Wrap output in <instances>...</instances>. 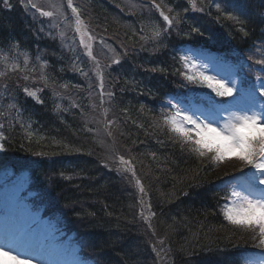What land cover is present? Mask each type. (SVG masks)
Masks as SVG:
<instances>
[{"label":"trees","instance_id":"16d2710c","mask_svg":"<svg viewBox=\"0 0 264 264\" xmlns=\"http://www.w3.org/2000/svg\"><path fill=\"white\" fill-rule=\"evenodd\" d=\"M8 3L11 7L0 0V49L18 44L42 70L29 83L42 103L18 88L3 90L0 77L5 137L0 143L12 159L6 170L30 173L32 211L53 228L73 225L83 243L80 253L91 255L94 264H243L253 246L226 225L221 211L226 182L208 159L182 146L163 116L170 113L172 98L197 94L198 100L201 92L194 86L187 91L181 54L199 49L231 61L264 45V0H195L196 8L189 0H155L166 14H179L180 22L166 32L158 15L140 14L137 5L129 9L127 0H81L85 22L89 17L104 36L122 38L120 63L107 67L109 95L103 98L121 124L120 140L145 188L142 199L152 211L156 244L136 225L133 190L112 166L101 163L97 133L87 130L85 87L90 74L96 79L88 73L85 56L72 50L71 42L67 46L38 30L17 0ZM156 25L162 30L159 40L151 39ZM59 97L70 110L55 108ZM129 172L122 173L128 178ZM159 246L165 251L161 261L156 259Z\"/></svg>","mask_w":264,"mask_h":264},{"label":"rangeland","instance_id":"374dc122","mask_svg":"<svg viewBox=\"0 0 264 264\" xmlns=\"http://www.w3.org/2000/svg\"><path fill=\"white\" fill-rule=\"evenodd\" d=\"M17 2L22 6L25 13H27L31 23L34 24L35 27L38 28V30H43L46 33L45 35L51 38H55L60 37L59 34L61 32H64L65 35L63 41H65V44L69 46V42H71L70 48L78 52L80 56H85L87 65L91 66L90 72L88 73H92V77L96 79V81L92 80L90 74V78L87 81V86L85 87V95H87V98L89 99L88 113L85 115L86 122L89 123H85L87 126V130L89 128L90 133H97L100 149L99 157L101 163L106 166H112V170L116 171L121 183L129 189L133 190L136 197L138 213L136 218V225L139 227V229H142L144 227L145 233H143L146 236L148 235V237H150L152 241L156 244L157 231L154 227L155 224L153 221V215L148 200L142 199L143 193H141L139 186H137V178L136 176L132 175V171H130L132 176L129 174L128 176L130 177L128 178L127 176L125 177L122 173L129 171H123L126 166L120 163L119 156H123L125 160H128L129 153L124 148L122 140H120V135L122 133L121 124L116 119L113 107L110 108V103L108 102V99L103 98L109 95V93L105 90L104 86L105 77L107 76V67L111 66L115 59H119L122 56L121 51L118 52V45L122 44V38L120 39L116 36H104L103 32L95 27L96 24L93 25L92 22L94 21H92V19H90L89 17H86L87 21L84 22L88 25V32L94 39L88 41L86 38L85 42L91 43L92 45V54L96 58L95 60H93L87 55V50L83 45L80 44L79 34L75 32V16L73 15L71 8L68 7V0H33V2L37 3L40 7H42L44 11H52L55 14L53 17L40 16V14L35 11V9H32L30 7V5L28 4V0H17ZM80 3L81 0H72L73 6H76L79 9L81 8ZM136 5L140 8V14L147 10L150 13L152 12V14L154 15H158L161 20V24L163 25V18L160 16L159 10L154 7L153 2H150L149 0H127V8L130 9L131 7H136ZM117 20L119 21L120 19ZM163 26L165 27V25ZM114 37H116V39ZM12 53L15 54V59H10L6 64L0 65V72L6 73L5 76L1 77L4 82L3 84L7 85L6 91L8 92L9 89L13 88H18L19 90L28 88L29 90H31V88L29 87V83H31V81H33L35 77L39 74L38 72H42V70L37 69L33 64L32 60L28 58V56H21L16 52ZM185 55L194 58L198 63L206 64L208 66L205 69L207 74H219L220 76H226L229 79L236 81L238 87L241 90L250 89L253 85L258 86L259 83L264 82L258 81L256 79L257 76L264 77V65L257 64L255 62L257 60L264 59V45H257L250 53H248L247 55L245 54L246 56L244 55L241 56L242 58H238L236 62L235 58H232L231 61H227L229 62V67L226 65V61L219 62L217 61L220 60L219 58L209 54L208 52L196 50V52L190 51L188 53L180 55L179 61L182 67V72L186 71L183 65V61L181 60V57ZM249 57H252V59H249L248 61L247 59ZM26 58L28 61L27 64H25ZM223 60L228 59L224 58ZM96 61H99V64H97ZM35 63L40 68L41 65L38 59L37 61H35ZM14 64L18 65V68L16 70H12V65ZM25 77H27V79H25ZM181 77L185 79L183 75ZM186 81L188 83L187 91H189V93L193 92V89L190 86H194L195 88L201 91L198 94V98L203 99L202 104H204H196L191 99H187L186 102L174 101L173 104L179 102L181 107L195 108L198 109L199 112H206L208 108L205 107V104H207L206 100L209 95L216 99L215 94L211 93V90L206 87L190 83L188 80ZM101 83L103 84V87H101ZM4 89L5 88H3V90ZM186 97L193 99V97L190 95H187ZM218 98L220 100V97ZM225 99V103H232L236 101V103L232 104V110L245 106V104L241 101V96L239 93H237L234 97H228ZM55 101L56 109L60 110L63 108V110H70V106L68 105V103L63 104L62 98L59 97ZM261 103H264V97H259V95H257V110L260 109ZM226 114L227 113H224L223 115ZM110 121L112 123H109ZM94 127L96 128L95 131L93 130ZM109 131H111L112 133L111 136L108 135ZM202 158L208 159L211 162L209 156ZM11 160L12 159L10 154L5 149L3 151H0V172L3 171L0 173V228L2 229V232L5 231V233L9 235L12 233L13 226L25 224L24 230L20 229L19 231L18 228L16 229L18 233H22V235L24 236V238H22V236H19L22 238V241H24V239H28L30 240V242H32L33 240L38 239V236H40V241L45 242L46 239L55 237L54 235H52L54 234V232H51L50 234L45 233V231L40 227L37 233H35L37 234L35 236L34 232L31 231V226L33 222L28 221V217H26V215L28 214L27 200L29 199L30 194H23L22 191V188L27 182L28 174L22 173L18 176H11L10 173L6 172V162ZM212 165L214 166V168H216V170L220 171L219 175L221 179L225 178V180L229 182L228 186L226 187L227 197L229 198L230 188L233 185H237V179L242 176V173L239 171V169L244 166L241 164V162L235 159L226 160L225 162L218 165L212 163ZM130 167L134 171L133 164L131 162ZM249 171V168H244V172ZM140 183L142 185V182ZM257 189H264V185H257ZM227 200L228 202L226 203H230V200ZM32 220L39 221L36 217ZM225 222L226 225H228V228L233 231L232 234L236 235L238 238L240 236L239 234H244L243 237H245V240L253 246V248L250 249V257L247 259L245 264H264V246L259 245V237L253 239L251 232L231 225L226 220ZM6 224L11 228H6ZM42 227L45 229V226ZM140 232L142 233V231ZM158 245L162 246V244ZM159 248V251H156V259L158 261H161L162 258L165 257V251L160 246ZM62 250L66 252L67 257L69 258L68 261H71V264H88L84 260H79L78 255H72L75 254V251H71L67 247H65L64 249L62 248ZM6 258L9 259L10 263L8 264H28L13 260L12 257L9 255H0V264H4ZM32 264L39 263L32 262Z\"/></svg>","mask_w":264,"mask_h":264},{"label":"snow or ice","instance_id":"6c2138e0","mask_svg":"<svg viewBox=\"0 0 264 264\" xmlns=\"http://www.w3.org/2000/svg\"><path fill=\"white\" fill-rule=\"evenodd\" d=\"M8 7L11 5L8 0H3ZM193 8H196L195 0H189ZM28 4L32 9H35L40 16L53 17L55 14L52 11H44L33 0H28ZM154 7L159 10L160 16L166 24L163 31H167L173 26V23H179V14L168 15L162 9L160 4H156L153 0ZM68 7L71 8L75 16V32L80 36V44L87 50V55L93 60L96 58L92 54L91 43H86L94 38L88 32V25L81 19V11L78 7L73 6L72 0H68ZM218 11H221V5H215ZM201 11L203 9H200ZM171 13L172 9L169 8ZM228 18L239 19L228 13ZM42 30V29H41ZM143 30V29H142ZM193 31L198 29L193 28ZM243 31V29H241ZM61 40L64 39V32L60 34ZM247 35V33H245ZM162 36V30L159 25L151 29V39L159 40ZM18 48V44L16 45ZM6 55L0 56V60L7 61ZM252 59V57H249ZM186 71L181 75L190 83L198 84L211 90L215 97L228 98L234 97L237 93L241 96V101L245 104L244 107L232 110V106L225 107V100H216L211 95L207 100V111L200 112L199 115L195 111H191L187 107H181L180 103H172L168 101L171 112L163 116L164 123L169 131L176 134V137L183 145H188L189 150L195 153L198 157L209 156L214 164H221L229 159H235L244 166L239 171L242 176L237 179V185L230 188V203H226L221 211L223 217L229 224L238 228L245 229L252 233L253 239L259 237V245L264 246V189H257V185H264V103H261L260 109H256V97H264V82L258 86L253 85L250 89L241 90L236 81L229 79L226 76L209 75L205 71L208 67L206 64L198 63L194 58L187 55L181 57ZM27 58L25 64H27ZM257 64L264 65V59L255 61ZM99 64V61H96ZM113 63L119 64L120 60L115 59ZM43 67V65H42ZM18 65H12V70H16ZM156 71V69H152ZM5 72H0V77L5 76ZM27 79V77H25ZM46 79V77H45ZM258 81H264V77L257 76ZM5 90L7 85H3ZM101 87L103 84L101 83ZM24 92L42 103L36 95L35 91H30L24 88ZM111 95V94H110ZM15 105H9V108H14ZM227 113L226 115H223ZM109 123H112L111 121ZM4 125L0 123V129ZM111 136V131L108 132ZM31 133H29V137ZM4 134L0 132V140H3ZM3 144H0V151H3ZM44 155V153H39ZM119 161L125 165V171L135 172L130 167V161L125 160L123 156H119ZM249 168V172H244V168ZM141 193L144 192V187L140 180H136ZM163 243V241H161ZM155 250V247H154ZM15 249L0 244V255H9ZM20 253L12 256L13 260H18ZM30 264L31 257L27 258ZM41 264H45L41 261Z\"/></svg>","mask_w":264,"mask_h":264},{"label":"bare ground","instance_id":"6f19581e","mask_svg":"<svg viewBox=\"0 0 264 264\" xmlns=\"http://www.w3.org/2000/svg\"><path fill=\"white\" fill-rule=\"evenodd\" d=\"M35 248H36V249H35ZM35 248L32 247L31 249H32L33 251H34V250H37V251H36L37 253H38V250L41 251L40 247L37 246V244H36ZM45 251H46V253H45ZM45 251H42V254H43V255L46 254L47 257L50 258V259H52V260H56V259H58V261H59L60 263H64V262L67 260V259L64 257V255L60 254V251L58 250V247H57V246L50 245V247H47V248L45 249ZM59 258H60L61 260H59ZM5 262H6V264L10 263L8 258L5 259ZM5 262H4V264H5ZM66 262H67V261H66ZM2 264H3V263H2Z\"/></svg>","mask_w":264,"mask_h":264}]
</instances>
